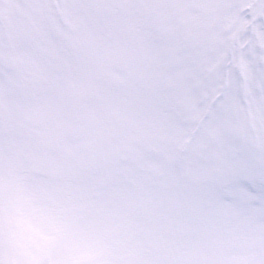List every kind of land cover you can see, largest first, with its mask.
<instances>
[{"label": "snow or ice", "instance_id": "snow-or-ice-1", "mask_svg": "<svg viewBox=\"0 0 264 264\" xmlns=\"http://www.w3.org/2000/svg\"><path fill=\"white\" fill-rule=\"evenodd\" d=\"M218 7L0 0V264H264V52Z\"/></svg>", "mask_w": 264, "mask_h": 264}, {"label": "rangeland", "instance_id": "rangeland-1", "mask_svg": "<svg viewBox=\"0 0 264 264\" xmlns=\"http://www.w3.org/2000/svg\"><path fill=\"white\" fill-rule=\"evenodd\" d=\"M213 2V1H212ZM252 0H217V17H222L219 27L218 48L221 52L226 51L231 58L233 52L237 57L241 53L246 55L249 60L258 61L262 52H264V37L260 32L246 23L241 15L245 10L233 8V5H245Z\"/></svg>", "mask_w": 264, "mask_h": 264}]
</instances>
